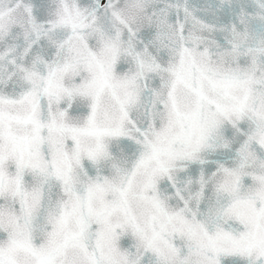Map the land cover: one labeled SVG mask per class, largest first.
I'll list each match as a JSON object with an SVG mask.
<instances>
[{
  "label": "snow or ice",
  "instance_id": "obj_1",
  "mask_svg": "<svg viewBox=\"0 0 264 264\" xmlns=\"http://www.w3.org/2000/svg\"><path fill=\"white\" fill-rule=\"evenodd\" d=\"M0 264H264V0H0Z\"/></svg>",
  "mask_w": 264,
  "mask_h": 264
}]
</instances>
